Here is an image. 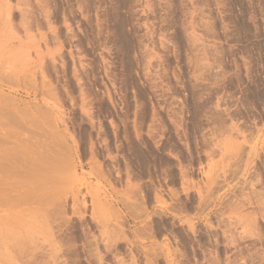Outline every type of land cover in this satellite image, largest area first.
Segmentation results:
<instances>
[{
    "label": "rangeland",
    "instance_id": "rangeland-1",
    "mask_svg": "<svg viewBox=\"0 0 264 264\" xmlns=\"http://www.w3.org/2000/svg\"><path fill=\"white\" fill-rule=\"evenodd\" d=\"M0 32V264H264V0H0Z\"/></svg>",
    "mask_w": 264,
    "mask_h": 264
},
{
    "label": "bare ground",
    "instance_id": "bare-ground-1",
    "mask_svg": "<svg viewBox=\"0 0 264 264\" xmlns=\"http://www.w3.org/2000/svg\"><path fill=\"white\" fill-rule=\"evenodd\" d=\"M0 33H2V32H0ZM38 128H39V127H38ZM33 129H34V128H33ZM33 129H32V130H33ZM38 131H39V130H37V131H36L37 133H36L35 130H34V132L39 136V134H40L39 132H40V131H39V132H38ZM41 131H42V129H41ZM47 132H48V131H47ZM47 132H46V130H45V133H46L45 135H46L47 139L51 138V140H52V137H53V136L48 138V136H49L48 134H50V133H47ZM38 133H39V134H38ZM41 133L44 134L43 131H42ZM40 135H41V134H40ZM50 135H51V134H50ZM41 136H42V135H41ZM43 136H44V135H43ZM44 137H45V136H44ZM53 139H54V137H53ZM26 140H28V139L26 138L25 141H26ZM30 140H31V139H30ZM51 140H50V141H51ZM53 141H54V140H53ZM26 142H27V141H26ZM0 143L3 144V149H4V148H5V150H6L7 148H8V150L10 149L9 146H7V145L3 142V140H2L1 138H0ZM29 143H30V141H29ZM29 143H28V144H29ZM40 143H41V142H40ZM40 143H39V144H40ZM48 143H50V142H48ZM51 143H52V142H51ZM51 143H50V145H52ZM39 144H38L37 146L39 147V150H40V149H41V146H40L41 144H40V145H39ZM54 144H55V142H54ZM31 145H33V144L31 143ZM4 146H5V147H4ZM6 146H7V147H6ZM33 146H34V145H33ZM42 147H43V146H42ZM48 148H49V147H47V149H48ZM52 148H53V147H52ZM37 149H38V148H37ZM39 150H38V151H39ZM48 150H49V149H48ZM48 150L46 151V149H43V150H41L42 153H39V152L37 151V155H38V156L35 155L36 157L30 158L31 160L28 159V158H27V159H23V161H24V163H25L24 165H22L23 167L21 166L22 169H23V170H22V171H23V174H24V175H27V173H31L30 170H32L33 172H36V171H37L38 173H40V175H43V174H44V177H45L44 179H46L47 176H48V175L50 176L51 174H49V172L47 173V172H46L47 170L44 169V167H45L44 165H46L45 163H48V165L50 164L49 166H51L52 171L56 172V168H57V169L59 168V164H56V165H58L57 167L54 166V165L52 164V161H54V160H53V157H54V156H53V153H54V152H53L52 149H50L49 151H48ZM9 152H10V150H9ZM35 152H36V151H35ZM38 153H39V154H38ZM1 154H2V153H1ZM1 154H0V158L3 157V158L6 159V157L9 156V155L7 156V154H6V156H5L4 154H2V155L5 156V157H4V156H2ZM34 154H36V153H34ZM41 154L43 155L42 158H41ZM26 155H27V154H26ZM39 156H40V158L37 159V157H39ZM44 157L47 158L48 161H47V159H45ZM11 158H12V156H11ZM59 158H60V155H59V157L56 158V159H59ZM42 159H44V161H45V160H46V161L44 162ZM60 159H61V158H60ZM61 160H62V159H61ZM1 161H2V160H1ZM6 161H7V160H5L4 162H6ZM38 161H39V162H38ZM40 161H41V162H40ZM4 162H2V163H4ZM43 162H44V163H43ZM56 162H57V161H56ZM6 163H8V162H6ZM13 163H14V162H13ZM13 163H12V164H13ZM35 163H36V165H35ZM60 163H61L60 165H62V162H60ZM4 164H5V163H4ZM43 164H44V165H43ZM13 165H15V164H13ZM20 165H21V164H20ZM34 165H35V166H34ZM48 165H46V166H48ZM3 166H4V165L1 166L2 168L0 167V168H1L0 170H2V171H4V170H3ZM5 166H6V165H5ZM11 166H12V165H11ZM49 166H48V167H49ZM17 168H18V167H17ZM34 168H35V169H34ZM51 168L49 167L48 169L51 170ZM20 169H21V168H20ZM53 169H55V170H53ZM6 171H7V170H6ZM18 171H19V170H18ZM18 171L15 172V173L12 171L14 174L11 175V176H14V177H15V174H17ZM22 171H20V172L22 173ZM57 171H58V170H57ZM9 172H10V171H8V173H9ZM54 172H53V173H54ZM25 173H26V174H25ZM53 173H52V175H53ZM3 174H4V172H2V174H1V178H2V175H3ZM36 174H37V173H36ZM18 175H19V173H18ZM4 176H5V174H4ZM11 176H10V177H11ZM5 177H6V176H5ZM27 177H28V176H27ZM38 177H40V176L38 175ZM1 178H0V180H1ZM40 178H41V177H40ZM51 178H52V177H51ZM2 179H3V178H2ZM4 179H5V178H4ZM6 180H7V179H6Z\"/></svg>",
    "mask_w": 264,
    "mask_h": 264
}]
</instances>
